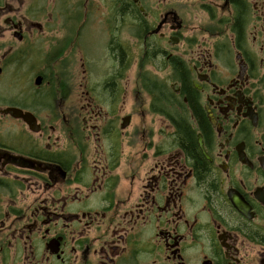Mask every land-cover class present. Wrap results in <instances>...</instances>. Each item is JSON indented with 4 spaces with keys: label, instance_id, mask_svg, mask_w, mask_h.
Instances as JSON below:
<instances>
[{
    "label": "flooded vegetation",
    "instance_id": "1",
    "mask_svg": "<svg viewBox=\"0 0 264 264\" xmlns=\"http://www.w3.org/2000/svg\"><path fill=\"white\" fill-rule=\"evenodd\" d=\"M80 1L0 0V264H264V0Z\"/></svg>",
    "mask_w": 264,
    "mask_h": 264
},
{
    "label": "rangeland",
    "instance_id": "2",
    "mask_svg": "<svg viewBox=\"0 0 264 264\" xmlns=\"http://www.w3.org/2000/svg\"><path fill=\"white\" fill-rule=\"evenodd\" d=\"M108 0H87V3L85 5V7H82L81 10H94V8L98 9L100 12H99V19L102 20L103 16H102V13L105 14L106 12V9H105V3H107ZM81 5L84 4V2H86V0H81ZM193 14L194 15H201V11L199 9L197 10H193ZM189 15H187V19H186V23L187 24H190L191 23V19L188 18ZM95 28L93 27L92 28V31H94ZM100 32V31H99ZM100 34V33H99ZM103 39H104V35L103 34H100V36L95 39V43L97 46H99L98 48H101L100 49V53H103L104 51L102 50V45H103ZM103 51V52H102Z\"/></svg>",
    "mask_w": 264,
    "mask_h": 264
},
{
    "label": "trees",
    "instance_id": "3",
    "mask_svg": "<svg viewBox=\"0 0 264 264\" xmlns=\"http://www.w3.org/2000/svg\"><path fill=\"white\" fill-rule=\"evenodd\" d=\"M161 90L165 91L164 88L162 87ZM179 137L180 139L184 140V139H191L192 135L190 133L187 132V134H183L182 132L179 133Z\"/></svg>",
    "mask_w": 264,
    "mask_h": 264
}]
</instances>
